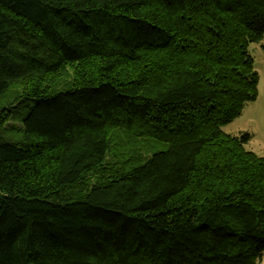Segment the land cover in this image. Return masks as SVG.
<instances>
[{
	"label": "trees",
	"instance_id": "obj_1",
	"mask_svg": "<svg viewBox=\"0 0 264 264\" xmlns=\"http://www.w3.org/2000/svg\"><path fill=\"white\" fill-rule=\"evenodd\" d=\"M263 36L264 0H0V264H258L264 156L222 126Z\"/></svg>",
	"mask_w": 264,
	"mask_h": 264
},
{
	"label": "rangeland",
	"instance_id": "obj_2",
	"mask_svg": "<svg viewBox=\"0 0 264 264\" xmlns=\"http://www.w3.org/2000/svg\"><path fill=\"white\" fill-rule=\"evenodd\" d=\"M248 53L253 59L254 69L258 74V94L254 100L246 102L240 114L232 121L222 126V130L231 135H239L241 133H248L249 139L245 147L259 156H264V36L257 42L248 44ZM31 101H24L14 105L12 114L5 124V131L2 138L9 140L12 134L17 135L21 127L20 116L26 110ZM165 146L154 143L151 147L144 144L137 146L138 152L142 158H146L155 151L162 150ZM128 153H132L133 149H128ZM258 264H264V251L261 260Z\"/></svg>",
	"mask_w": 264,
	"mask_h": 264
}]
</instances>
